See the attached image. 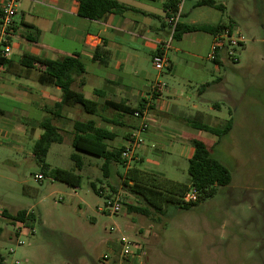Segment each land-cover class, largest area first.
<instances>
[{"label": "rangeland", "instance_id": "rangeland-1", "mask_svg": "<svg viewBox=\"0 0 264 264\" xmlns=\"http://www.w3.org/2000/svg\"><path fill=\"white\" fill-rule=\"evenodd\" d=\"M217 1L235 18L244 44L237 61L229 59L216 70L214 62H205L212 70L210 85L189 92L192 104H197L194 114L203 112L202 122L222 127L233 118V127L222 137L215 135V142L209 131L196 128L192 136L205 141L230 169L231 183L189 209L168 203L161 211L149 206L148 214L129 212L125 203H146L124 188L116 171L124 174L127 166L115 164L111 177H105L103 159L76 150L66 134L63 142L51 145L47 162L81 173V185L73 187L43 174L33 156L37 139L0 136V207L12 213L35 212L33 231L19 235L23 244L17 243V223L0 213V252L6 264H113L122 238L135 242L143 264H264V0ZM185 9L190 10L189 2ZM80 111L76 115L81 117ZM142 139L150 143L144 135ZM170 145L159 147L163 154L151 148L138 167L187 182L189 161ZM73 153L84 160L80 171ZM92 183L103 192L119 194L123 210L101 211L105 196Z\"/></svg>", "mask_w": 264, "mask_h": 264}, {"label": "crops", "instance_id": "crops-1", "mask_svg": "<svg viewBox=\"0 0 264 264\" xmlns=\"http://www.w3.org/2000/svg\"><path fill=\"white\" fill-rule=\"evenodd\" d=\"M116 1L129 8L112 11L103 19H90L79 15L80 0H19L10 39L11 51L5 57L0 55V136L24 142L38 139L43 132L40 121L52 115L48 109L62 100L61 87L40 83L38 75L43 67L24 66V55L54 60L78 54L85 73L76 78L72 87L95 101L98 109L90 114L80 105L65 106L61 117L55 120L63 136L73 138L74 121L92 119L97 126L114 133L109 146L120 148L128 144L133 130L147 122L143 135L150 143H142L137 148L134 159L139 160L137 166L151 148L163 154L164 150L159 147L167 142L171 143L169 149L189 161L194 154L191 141L196 130L190 122L201 121L199 115H203L202 111L194 114L197 104H192L189 91L193 87L204 90L210 85L212 70L205 62H214L216 70L229 59L223 52L212 57L214 33L189 31L173 41L168 51L169 69L158 71L152 57L168 38L165 5L170 0ZM198 1H185L180 23L225 24L238 30L235 18L224 3L225 11H222L215 6L199 5ZM188 2L190 10L186 11ZM156 81L164 82L165 87L154 94L152 85ZM147 102L151 108L144 118H136L124 110L139 108ZM112 104L119 105L120 109ZM80 110L81 117L76 115ZM170 136L174 137L172 142L168 139ZM116 172L119 176L122 174ZM158 174L168 178L165 173ZM26 210L35 215L33 209Z\"/></svg>", "mask_w": 264, "mask_h": 264}, {"label": "trees", "instance_id": "trees-1", "mask_svg": "<svg viewBox=\"0 0 264 264\" xmlns=\"http://www.w3.org/2000/svg\"><path fill=\"white\" fill-rule=\"evenodd\" d=\"M198 4L215 6L225 11L224 4L217 3L215 0H200ZM177 5L178 0H170L166 3L165 9L168 10V15L176 11ZM128 8V6L116 0H80L79 15L90 19H103L112 11H122ZM225 27V24L215 26L210 24H186L179 22L174 38L177 40L185 32L198 30L216 34ZM22 63L29 68L40 65L43 69L38 75V81L42 84L58 85L62 89V100L53 108L48 109L52 115H46L39 123L43 132L33 146V156L40 164L44 175L53 180L63 181L73 187H79L82 182L81 173L75 170L52 167L47 162V156L53 143H61L64 140L60 127L56 124L55 120L61 117V111L65 106L80 105L85 112L90 114L96 113L98 109V104L95 101L88 99L82 92L72 87L76 78L85 73V66L78 54L64 56L54 60L26 54L24 55ZM112 106L120 109L119 105L112 104ZM124 110L125 112H133L134 109L125 108ZM0 113H2L1 110ZM190 123L197 129L209 131L222 137L231 131L233 118L225 121L222 127H215L208 123L197 121L196 119L191 120ZM114 136L113 132L97 126L96 122L92 119L87 121L76 120L73 124L72 145L78 151L102 158L103 174L108 178L111 177L115 164L120 163L126 166L122 158L124 147L111 148L108 144V141L112 140ZM191 142L194 147V154L189 159V180L187 182H180L163 177L157 173L143 170L136 164L127 167L124 174H120L124 188L130 193L137 195L146 203V206L125 203L129 212L148 214L149 206L156 211H161L162 206L168 203L189 209L215 196L219 187L231 183L232 173L230 169L213 156L209 145L199 138H193ZM72 159L75 168L78 171L82 170L84 166L82 156L79 153H73ZM92 187L98 193L102 192L101 188L97 189L95 183H92ZM191 189L197 191V200L184 203L183 197ZM1 213L13 223L25 222L27 225L32 226V221L35 220L34 213L28 214L26 209L12 213L4 208ZM2 232L3 228L0 227V235ZM0 264H6V258L1 252Z\"/></svg>", "mask_w": 264, "mask_h": 264}, {"label": "built area", "instance_id": "built-area-1", "mask_svg": "<svg viewBox=\"0 0 264 264\" xmlns=\"http://www.w3.org/2000/svg\"><path fill=\"white\" fill-rule=\"evenodd\" d=\"M186 0H178L177 9L171 14H167V25H168V38L161 44L159 50L153 55L152 63L153 66L160 72L168 70L171 66L170 59L168 57V51L171 48L173 41L175 40V31L178 23L180 22L183 5ZM19 0H3L1 6V17H0V55L2 57L7 56L11 51L10 39L13 34V26L15 17L18 12ZM244 38L243 34L239 30H234L231 27H225L222 31L215 34V39L212 48V57L216 58L217 54L223 52L226 54L228 59L237 61L238 49L243 46ZM165 87V83L162 81H156L152 85L153 93H160ZM151 108V103L147 102L139 108L133 110L132 114L136 118H144ZM147 122H142L138 128L133 130L130 134L128 144L124 146L122 152V158L124 159L126 166H131L130 163L136 157L137 148L143 143L142 136L147 130ZM38 179H42L43 175H38ZM103 192V191H102ZM105 196L104 206L100 207L103 212L118 213L123 210L124 203L119 194H111L109 192H103ZM198 197L197 191L191 189L183 197L184 203L196 201ZM2 211V210H1ZM0 211V213H1ZM30 214V212H28ZM17 223V243L23 244L24 240L20 238L21 233L32 232V226L27 225L25 222ZM121 249L117 252V259L114 260L113 264H143V254H139L138 249L135 247V242L122 238L119 241ZM13 252V250H10ZM104 259L107 261L109 255L105 254ZM15 264H20L19 261H15Z\"/></svg>", "mask_w": 264, "mask_h": 264}]
</instances>
